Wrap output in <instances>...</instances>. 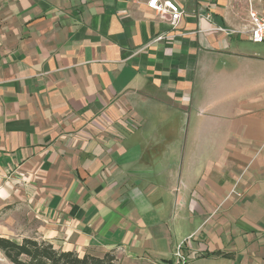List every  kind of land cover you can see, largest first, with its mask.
Returning <instances> with one entry per match:
<instances>
[{
  "label": "crops",
  "instance_id": "0c3cea01",
  "mask_svg": "<svg viewBox=\"0 0 264 264\" xmlns=\"http://www.w3.org/2000/svg\"><path fill=\"white\" fill-rule=\"evenodd\" d=\"M148 1L0 0V214L121 264H264V0H175L176 28Z\"/></svg>",
  "mask_w": 264,
  "mask_h": 264
},
{
  "label": "trees",
  "instance_id": "16d2710c",
  "mask_svg": "<svg viewBox=\"0 0 264 264\" xmlns=\"http://www.w3.org/2000/svg\"><path fill=\"white\" fill-rule=\"evenodd\" d=\"M0 252L11 264H121L114 253L80 256L38 238L15 240L0 236Z\"/></svg>",
  "mask_w": 264,
  "mask_h": 264
},
{
  "label": "built area",
  "instance_id": "2783aa9c",
  "mask_svg": "<svg viewBox=\"0 0 264 264\" xmlns=\"http://www.w3.org/2000/svg\"><path fill=\"white\" fill-rule=\"evenodd\" d=\"M148 8L156 13H167L170 16V25L174 28L178 26L183 15L184 10L181 8L175 0H149ZM250 28L248 30L249 39L253 43L264 42V16L257 13L255 10L250 9ZM159 38V40H161ZM175 257L179 259L181 264H187V257L182 252V245H179Z\"/></svg>",
  "mask_w": 264,
  "mask_h": 264
},
{
  "label": "rangeland",
  "instance_id": "374dc122",
  "mask_svg": "<svg viewBox=\"0 0 264 264\" xmlns=\"http://www.w3.org/2000/svg\"><path fill=\"white\" fill-rule=\"evenodd\" d=\"M34 221L23 205H13L0 214V236L22 240L37 234ZM0 264H11L0 252Z\"/></svg>",
  "mask_w": 264,
  "mask_h": 264
}]
</instances>
